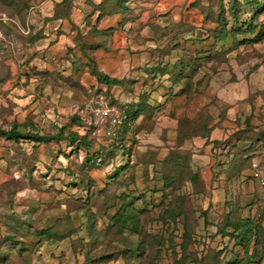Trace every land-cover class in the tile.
<instances>
[{"label": "rangeland", "instance_id": "374dc122", "mask_svg": "<svg viewBox=\"0 0 264 264\" xmlns=\"http://www.w3.org/2000/svg\"><path fill=\"white\" fill-rule=\"evenodd\" d=\"M257 1L0 0V264H264Z\"/></svg>", "mask_w": 264, "mask_h": 264}, {"label": "trees", "instance_id": "16d2710c", "mask_svg": "<svg viewBox=\"0 0 264 264\" xmlns=\"http://www.w3.org/2000/svg\"><path fill=\"white\" fill-rule=\"evenodd\" d=\"M256 1L257 3V6H260L258 3L257 0H254ZM263 34H260L259 37L261 38ZM95 76H97L99 78V80L106 84V85H116L118 83V81L116 79H112L110 77H108L107 75L101 73V72H96L95 73ZM144 105L145 104H141L140 107L137 109V110H134V109H125L127 111V114H128V121L129 123L131 122H135L137 121L142 115H144L145 113V110H144ZM121 109H124V108H121ZM129 123H126L124 125V127L128 126ZM105 132H106V129H105ZM4 135L8 136L9 138L13 139V140H18V139H33L35 142H39L42 141L39 137H32V138H24L25 136L19 132L18 130L14 129V130H11L9 132H2ZM80 139V136H78L77 134H72L71 136H69V140L74 144L77 140ZM81 143L82 145H87L86 144V140L84 138H81ZM116 153H119L120 150H116L115 151ZM95 160L93 161L94 163H97V165H102L104 163V151H101L100 153H98L95 158ZM99 160H101L99 162ZM252 167H253V164H252ZM224 189V188H223ZM226 192V191H225ZM227 193V192H226ZM212 204H214L212 202ZM215 205V204H214ZM229 206V204H227Z\"/></svg>", "mask_w": 264, "mask_h": 264}, {"label": "built area", "instance_id": "2783aa9c", "mask_svg": "<svg viewBox=\"0 0 264 264\" xmlns=\"http://www.w3.org/2000/svg\"><path fill=\"white\" fill-rule=\"evenodd\" d=\"M106 120V135L108 138L113 139L118 136L119 131L124 127L128 121V114L125 109H111L105 114ZM130 124V123H129ZM101 160H99L100 162ZM252 178L258 184L264 193V171L261 170L258 163H254L252 167ZM258 217L264 221V207L259 212Z\"/></svg>", "mask_w": 264, "mask_h": 264}, {"label": "crops", "instance_id": "0c3cea01", "mask_svg": "<svg viewBox=\"0 0 264 264\" xmlns=\"http://www.w3.org/2000/svg\"><path fill=\"white\" fill-rule=\"evenodd\" d=\"M222 190V188L218 187L216 190H215V198L216 196H219L218 194L220 193V191ZM263 193V192H262ZM220 201H216L215 203H219Z\"/></svg>", "mask_w": 264, "mask_h": 264}]
</instances>
